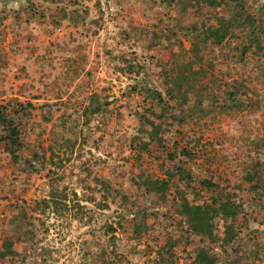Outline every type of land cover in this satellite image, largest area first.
<instances>
[{
    "label": "rangeland",
    "instance_id": "1",
    "mask_svg": "<svg viewBox=\"0 0 264 264\" xmlns=\"http://www.w3.org/2000/svg\"><path fill=\"white\" fill-rule=\"evenodd\" d=\"M196 42L201 84L168 94ZM0 109V264H264V0H0ZM214 198L212 241L181 205Z\"/></svg>",
    "mask_w": 264,
    "mask_h": 264
},
{
    "label": "trees",
    "instance_id": "2",
    "mask_svg": "<svg viewBox=\"0 0 264 264\" xmlns=\"http://www.w3.org/2000/svg\"><path fill=\"white\" fill-rule=\"evenodd\" d=\"M196 2L206 4L209 7H215L219 6L222 3V0H196ZM240 18L243 19L242 17ZM229 32V25H224L220 22L216 25H209L201 28L198 35H196V39H200L199 42L202 44L209 42L214 45H219L228 36ZM206 65L207 63L204 60V55L201 54L200 45L196 42L189 50L187 59L182 61L180 64H177L175 68H172L175 74H172L171 79L166 81V83H172L170 86L166 87L167 93L171 94L173 91H177L185 94L193 88L194 82L201 84L200 79L205 76ZM183 85H186V88L182 89ZM7 121V113L0 109V125H2L4 130L7 132L6 135L0 136V140L9 139L11 143L18 144L17 140L19 130L13 125H10L7 128ZM249 180H251V178ZM164 184V182L159 180L148 181L147 188L159 191L160 188L164 189ZM160 185H162V187ZM181 208L184 216L186 217L189 230L194 234L207 237L212 241L218 237L214 233V218L218 215H222L224 219L233 218L237 213L236 208L228 199L222 200L214 198L211 203L205 204H191L187 200H183ZM231 228L232 227L230 225H226L225 227L226 235L223 238L224 243H228V240L232 238ZM106 230L111 233L115 231V228L109 225ZM109 238L113 240L115 237ZM112 244L114 247H112V249L108 252L113 251V254H117L115 251V243L112 242ZM10 246L12 245L9 242L7 245L8 248L4 247L6 250L4 251V254L8 255L12 252ZM105 248L106 247H102L101 250L107 254V250ZM189 264H213V260L205 249H199L195 258Z\"/></svg>",
    "mask_w": 264,
    "mask_h": 264
}]
</instances>
